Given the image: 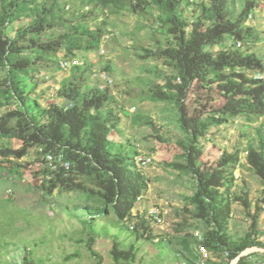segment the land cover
<instances>
[{
	"label": "trees",
	"instance_id": "1",
	"mask_svg": "<svg viewBox=\"0 0 264 264\" xmlns=\"http://www.w3.org/2000/svg\"><path fill=\"white\" fill-rule=\"evenodd\" d=\"M257 4V0H0V108H6L0 114V140L20 142L16 149L0 145V162L25 156L33 147L42 154H63L69 162L66 169L59 165L53 169L42 158L37 188L45 198H53V191L79 195L77 202L60 207L80 223L82 237L77 241L83 243L94 264L101 260L92 247L100 218L123 226L135 239L166 241L183 264L199 261L196 238L184 230L186 226L199 229L200 245L213 256L207 264H228L244 248L264 247L257 229L264 210V121L253 127L243 149L246 168L261 186L253 203L245 182L238 191L232 188L233 171L240 166L238 149L222 151L210 169L198 166L200 139L209 127L236 117L250 124L264 116V61L249 47L260 37L253 26L245 24ZM122 13L146 21L139 30H149V46L135 41L132 48L138 59L153 58L161 66L141 67L152 77L135 78L140 87L136 99L173 108L181 134L175 141L180 153L179 161L169 166L192 182V191L183 196L177 209L182 216L170 235H152L147 219L132 215L134 203L146 190L147 178L133 162L139 153L135 146L128 139L113 138L121 135V117L131 126L157 132L154 122L141 111L130 112L118 103L109 89L108 64L101 68L105 78L89 81L92 66L85 54L97 52L103 36L111 33L109 15ZM23 19L29 23L9 37L8 26ZM237 41L239 46H235ZM62 57L77 58L80 63L70 65L67 75L58 81L53 96L59 102L40 105L30 95L37 85L33 74L61 69ZM205 100L212 101L206 114L201 107ZM155 138L167 141L159 135ZM234 202L242 206L249 220L239 236L227 229ZM18 217L0 200V250L5 253L7 246H20L4 239L13 235ZM108 255L111 264H133L135 249L113 241ZM76 257L77 253H70L63 260ZM260 258L263 253H251L236 264H255ZM19 264L42 263L23 251Z\"/></svg>",
	"mask_w": 264,
	"mask_h": 264
},
{
	"label": "rangeland",
	"instance_id": "2",
	"mask_svg": "<svg viewBox=\"0 0 264 264\" xmlns=\"http://www.w3.org/2000/svg\"><path fill=\"white\" fill-rule=\"evenodd\" d=\"M257 3L252 17L247 19L245 24L253 26L258 33L259 41L249 47L264 61V2L257 0ZM108 19L112 23L109 27L111 33L107 38L106 35L103 36L97 52L85 54L92 66L89 81L103 78L105 74L101 70L102 65L108 64L109 89L118 103L130 112L141 111L154 122L157 132L146 126H131L127 118L121 117L118 125L121 135L113 138L119 141L128 139L140 154L151 157L152 162L141 168L147 178L146 190L134 203L131 213L143 215L153 235H170L173 233L175 223L182 216L177 209L183 204V196L189 195L192 191L189 176L169 166L170 163L179 161L180 153L175 144L176 139L181 135L176 125L175 112L168 104L148 100L138 102L136 99L135 92L140 87L135 78L152 77L143 72L141 67L148 68L154 64L161 67L159 61L153 58L145 61L138 59L136 49L132 48V42L135 41L139 45L149 46V30L147 28L139 30V25L146 24V21L128 13L109 15ZM27 23L29 20L23 19L10 24L7 28L8 36L13 37L16 31ZM77 61L80 63L79 60ZM67 73L68 67L55 72L40 70L38 74H33L32 81L37 85L30 95L36 96L40 105H46L50 101L59 102V98L54 97L53 94L58 87V81ZM211 104V100H205L201 105L204 114ZM5 109L0 108V114ZM261 121H264V116L250 124L236 117L218 126L209 127L206 136L200 139L202 146V155L198 160L200 169H210L222 151L232 152L235 149L240 151V166L233 171L235 186L232 188L238 191L245 182L251 203L258 197L261 186L258 179L246 168L243 149L252 136L253 127ZM155 135L166 138L167 141L159 142ZM0 145L16 149L20 142L17 139L0 140ZM9 159L0 162V200L4 201L10 212L19 217L14 220L13 235L5 236L4 239L20 246L18 248L7 246L8 253L1 249L0 264L4 261L7 264H19L23 251H28L33 260L41 261L42 264H94V259L86 251L83 243L77 241L82 237L79 232L80 223L77 219L68 216L60 207L77 202L80 199L79 195L75 192L53 191V198L42 197L37 188L42 176L41 149L33 147L25 156ZM231 209L227 225L228 233L239 236L248 228L249 220L242 206L237 202L231 204ZM152 210L159 214V222L148 216L149 211ZM109 219L113 220V216L110 215ZM3 221L7 222L8 219L5 218ZM257 229L260 231L258 239L264 242V210L257 219ZM184 230L191 233L194 231L187 226ZM96 233L97 238L92 247L101 257L99 264H111L108 250L113 241L122 248L133 245L135 249L133 264H183L181 260L175 259L173 249L166 241L154 242L143 237L135 239L126 228L111 224L106 218L99 219ZM70 253H77L78 257L64 261L63 257ZM260 261L264 263V258H260ZM260 261L255 264H260Z\"/></svg>",
	"mask_w": 264,
	"mask_h": 264
},
{
	"label": "built area",
	"instance_id": "3",
	"mask_svg": "<svg viewBox=\"0 0 264 264\" xmlns=\"http://www.w3.org/2000/svg\"><path fill=\"white\" fill-rule=\"evenodd\" d=\"M251 17H252L251 14H249L247 16L246 20L247 19L249 20ZM105 38H107V35L105 36ZM239 44L240 43L237 41L235 43V46H239ZM77 63H78V61L76 59H74V58L67 59V58L62 57L59 60V66H60L61 69H66L70 65L77 64ZM103 78H105V75H104ZM42 158L53 169L56 167V165H59V166H61L64 169L69 167V162L66 159H64V156H63L62 153L52 154V153L45 152V153L42 154ZM133 162L136 165V167L141 169L142 167H144L146 165H149L152 162V159H151V157L149 155H142V154L138 153L137 155L134 156ZM138 198H137V200H138ZM148 216L150 218L155 219L158 222L160 221L159 214L155 210L149 211ZM128 224H129V228L133 227L131 222H129ZM146 234H147V232L144 233V236ZM192 235H193L194 238H196V248H197V253H198V256H199L198 264H207L208 260H213L212 254L208 250H206L202 245H200V243H199V241L201 240L200 231H198V230L192 231ZM157 239H158L157 237H153L151 241L156 242Z\"/></svg>",
	"mask_w": 264,
	"mask_h": 264
},
{
	"label": "water",
	"instance_id": "4",
	"mask_svg": "<svg viewBox=\"0 0 264 264\" xmlns=\"http://www.w3.org/2000/svg\"><path fill=\"white\" fill-rule=\"evenodd\" d=\"M251 253H263L264 254V247H257V246H252V247H247L241 250L234 258H232L228 264H236L237 261L244 257L247 256Z\"/></svg>",
	"mask_w": 264,
	"mask_h": 264
}]
</instances>
